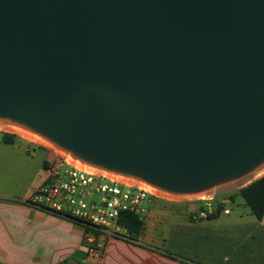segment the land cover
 Here are the masks:
<instances>
[{
  "label": "water",
  "instance_id": "obj_1",
  "mask_svg": "<svg viewBox=\"0 0 264 264\" xmlns=\"http://www.w3.org/2000/svg\"><path fill=\"white\" fill-rule=\"evenodd\" d=\"M0 121L198 194L264 164V0H0Z\"/></svg>",
  "mask_w": 264,
  "mask_h": 264
},
{
  "label": "crops",
  "instance_id": "obj_2",
  "mask_svg": "<svg viewBox=\"0 0 264 264\" xmlns=\"http://www.w3.org/2000/svg\"><path fill=\"white\" fill-rule=\"evenodd\" d=\"M49 164L42 162L46 175L41 171L22 198L0 191V264H264V218L251 210L231 217L230 207L242 206L226 199L207 218V207L191 204L143 208L144 231L137 241L108 237L89 251L82 226L25 204L38 177L47 181Z\"/></svg>",
  "mask_w": 264,
  "mask_h": 264
},
{
  "label": "built area",
  "instance_id": "obj_3",
  "mask_svg": "<svg viewBox=\"0 0 264 264\" xmlns=\"http://www.w3.org/2000/svg\"><path fill=\"white\" fill-rule=\"evenodd\" d=\"M21 129L28 136H24ZM0 133L19 137L53 152L55 161L47 170V181L25 204L61 215L90 230L85 236L89 244L95 241L100 244L108 237L133 242L130 232L118 224L119 214L123 211L141 213L148 198L172 204L202 201L207 206L202 216L207 218L213 213L211 204L205 201L206 197H195L200 194L170 192L138 178L89 165L20 125L0 121Z\"/></svg>",
  "mask_w": 264,
  "mask_h": 264
},
{
  "label": "rangeland",
  "instance_id": "obj_4",
  "mask_svg": "<svg viewBox=\"0 0 264 264\" xmlns=\"http://www.w3.org/2000/svg\"><path fill=\"white\" fill-rule=\"evenodd\" d=\"M4 135L5 134L0 133V191L6 192L7 196H10L9 198L12 199L22 198L19 196H22L23 193L29 189V184L34 178L36 179L37 175L39 176L41 174V171L43 176L46 175V172L42 167V162L44 160H49L53 163L55 157L51 150L43 146L29 144L19 137H15V145H6L3 143ZM43 176L40 180L38 177L39 184L36 185L35 189L44 184L42 183ZM263 176L264 164L241 178L218 185L195 197H206L205 199L207 200L205 201L215 208H218V205L222 203L221 201L223 199L228 200L229 205L239 202L241 203V208L236 206V204L230 207L234 213L231 217H236V214L239 211H250V209L246 206L242 198L235 196L234 201H232L230 197L237 194L240 188L253 183ZM205 203L206 202L202 201H194L172 204L148 198L144 201L142 207L147 209L156 205H163L165 207H172L175 205L176 207L177 204H191L195 207L205 209L207 207ZM139 214L141 215V213Z\"/></svg>",
  "mask_w": 264,
  "mask_h": 264
},
{
  "label": "trees",
  "instance_id": "obj_5",
  "mask_svg": "<svg viewBox=\"0 0 264 264\" xmlns=\"http://www.w3.org/2000/svg\"><path fill=\"white\" fill-rule=\"evenodd\" d=\"M3 143L6 145H13L15 143V137L10 135H4ZM51 165L52 163L50 162L49 166L46 167V170L50 169ZM235 196H240L244 200L245 204L250 208L252 214L258 220H262L264 218V176L254 181L253 183L241 188L237 194L230 197L232 201H234ZM220 209L221 210L223 209V205H220V207L217 209V212H219ZM213 214H211V216ZM54 215L62 217L61 215H57V214ZM118 224L126 228L130 232L133 241H137L144 231V222L139 213L129 212V211L121 212L119 214ZM86 232H90V230L86 229ZM84 246L89 251L95 249L94 244L89 245L87 241L84 242Z\"/></svg>",
  "mask_w": 264,
  "mask_h": 264
},
{
  "label": "bare ground",
  "instance_id": "obj_6",
  "mask_svg": "<svg viewBox=\"0 0 264 264\" xmlns=\"http://www.w3.org/2000/svg\"><path fill=\"white\" fill-rule=\"evenodd\" d=\"M20 131H22V134L24 135V136H28V134H26V133H24V132H26L25 130H20ZM36 139H38L39 141H41V142H45L43 139H41V138H38V137H36ZM202 193H204V192H201V193H198V194H202Z\"/></svg>",
  "mask_w": 264,
  "mask_h": 264
}]
</instances>
